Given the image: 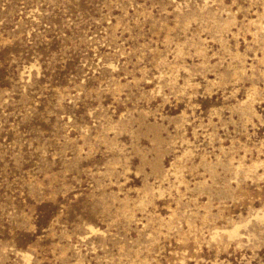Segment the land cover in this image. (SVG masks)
<instances>
[{"label":"rangeland","instance_id":"rangeland-1","mask_svg":"<svg viewBox=\"0 0 264 264\" xmlns=\"http://www.w3.org/2000/svg\"><path fill=\"white\" fill-rule=\"evenodd\" d=\"M0 264H264V0H0Z\"/></svg>","mask_w":264,"mask_h":264}]
</instances>
